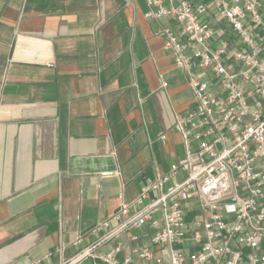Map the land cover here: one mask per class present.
I'll return each instance as SVG.
<instances>
[{"label":"crops","instance_id":"1","mask_svg":"<svg viewBox=\"0 0 264 264\" xmlns=\"http://www.w3.org/2000/svg\"><path fill=\"white\" fill-rule=\"evenodd\" d=\"M149 9L0 0V264H60L184 156L195 92L160 34L178 23Z\"/></svg>","mask_w":264,"mask_h":264},{"label":"built area","instance_id":"2","mask_svg":"<svg viewBox=\"0 0 264 264\" xmlns=\"http://www.w3.org/2000/svg\"><path fill=\"white\" fill-rule=\"evenodd\" d=\"M147 3L179 25L160 34L195 92L173 126L185 153L60 264H264V0Z\"/></svg>","mask_w":264,"mask_h":264}]
</instances>
